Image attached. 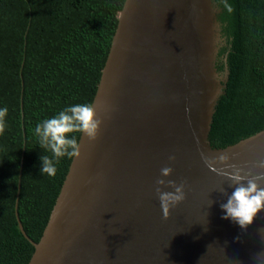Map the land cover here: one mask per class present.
Masks as SVG:
<instances>
[{
    "label": "water",
    "instance_id": "water-1",
    "mask_svg": "<svg viewBox=\"0 0 264 264\" xmlns=\"http://www.w3.org/2000/svg\"><path fill=\"white\" fill-rule=\"evenodd\" d=\"M212 7L213 0L124 1L92 101L103 119L98 138L80 135L81 156L71 160L38 242L18 218L34 246L27 264H264L256 260L264 211L246 233L222 219L220 190L233 188L200 155L226 152L245 169L264 157V129L226 147L210 143L228 76L227 66L220 75L214 65ZM165 166L173 172L164 179L187 182L186 199L167 220L154 191Z\"/></svg>",
    "mask_w": 264,
    "mask_h": 264
},
{
    "label": "trees",
    "instance_id": "trees-1",
    "mask_svg": "<svg viewBox=\"0 0 264 264\" xmlns=\"http://www.w3.org/2000/svg\"><path fill=\"white\" fill-rule=\"evenodd\" d=\"M125 0H0V264H27L72 159L42 174L35 127L64 108L92 104ZM215 67L222 82L209 140L226 147L264 129V0H213ZM224 3L232 6L229 13ZM80 138V133H73ZM17 200V208L15 207ZM18 213V217L16 215Z\"/></svg>",
    "mask_w": 264,
    "mask_h": 264
},
{
    "label": "clouds",
    "instance_id": "clouds-1",
    "mask_svg": "<svg viewBox=\"0 0 264 264\" xmlns=\"http://www.w3.org/2000/svg\"><path fill=\"white\" fill-rule=\"evenodd\" d=\"M224 8L231 13V5L224 3ZM213 12L217 9L212 7ZM8 108H0V136L5 134L7 123L6 117ZM103 123L92 104H75L64 108L53 117L43 120L35 127V135L39 139V146L51 153L40 157L42 174L54 177L57 172L56 164L60 159L79 158L81 156L80 145L73 133L86 135L88 140L95 141L98 138L101 125ZM204 165L212 172L225 177L230 181L229 187L233 191L229 194L226 189H221V193L227 197L226 203H221L220 207L225 213L222 219L231 220L239 225L243 232L254 224L258 215L264 211V157H260L245 169L231 163L232 157L224 152L219 155H208L200 153ZM169 161L174 162L176 157L169 156ZM173 168L165 166L161 168V178H157L154 191L159 199L163 213V218L167 220L170 210L181 204L186 199V181L177 184L171 179H164L171 176ZM171 188L174 191H165ZM213 203V202H212ZM264 239V228L258 230ZM237 240L240 237H236ZM256 260H264V251L256 254Z\"/></svg>",
    "mask_w": 264,
    "mask_h": 264
}]
</instances>
